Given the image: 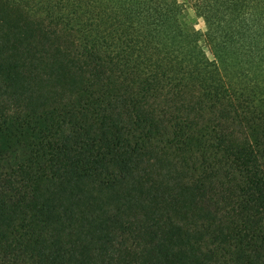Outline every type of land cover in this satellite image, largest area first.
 <instances>
[{
    "label": "trees",
    "instance_id": "obj_1",
    "mask_svg": "<svg viewBox=\"0 0 264 264\" xmlns=\"http://www.w3.org/2000/svg\"><path fill=\"white\" fill-rule=\"evenodd\" d=\"M0 264H264V0H0Z\"/></svg>",
    "mask_w": 264,
    "mask_h": 264
},
{
    "label": "rangeland",
    "instance_id": "obj_2",
    "mask_svg": "<svg viewBox=\"0 0 264 264\" xmlns=\"http://www.w3.org/2000/svg\"><path fill=\"white\" fill-rule=\"evenodd\" d=\"M181 1L187 2L188 0H181ZM188 20L190 23L194 24L196 26V29L199 30L200 32L205 31L206 26L204 21L201 18L197 17L192 9H189Z\"/></svg>",
    "mask_w": 264,
    "mask_h": 264
}]
</instances>
